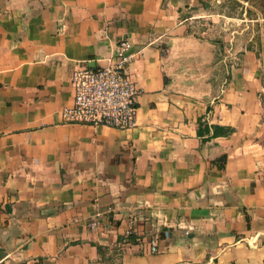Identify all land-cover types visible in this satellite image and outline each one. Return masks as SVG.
<instances>
[{
    "label": "crops",
    "instance_id": "crops-1",
    "mask_svg": "<svg viewBox=\"0 0 264 264\" xmlns=\"http://www.w3.org/2000/svg\"><path fill=\"white\" fill-rule=\"evenodd\" d=\"M204 11L0 0V264H264V62L247 47L233 61L232 31L191 43L194 20L233 21ZM121 40L136 127L64 123L75 67L106 65ZM212 66L208 93L189 91L187 71Z\"/></svg>",
    "mask_w": 264,
    "mask_h": 264
},
{
    "label": "built area",
    "instance_id": "built-area-1",
    "mask_svg": "<svg viewBox=\"0 0 264 264\" xmlns=\"http://www.w3.org/2000/svg\"><path fill=\"white\" fill-rule=\"evenodd\" d=\"M135 55L126 40L118 42L115 54L106 65L95 69L75 67L70 82L73 101L61 110L62 121L71 125L104 126L117 130H131L136 127L139 88L127 73ZM112 212L109 208L106 214ZM96 215L90 226H98ZM130 219L129 224L134 225ZM127 232V237L130 236ZM168 237V232L163 233ZM158 238L151 241V251L155 252Z\"/></svg>",
    "mask_w": 264,
    "mask_h": 264
},
{
    "label": "rangeland",
    "instance_id": "rangeland-1",
    "mask_svg": "<svg viewBox=\"0 0 264 264\" xmlns=\"http://www.w3.org/2000/svg\"><path fill=\"white\" fill-rule=\"evenodd\" d=\"M206 1L208 2V8L203 14H225L232 16L233 21L229 22L222 19V23L220 24V20L218 19V23L214 25V18L194 20L189 25V29L193 37L197 38L191 37L190 42L209 49L210 47H214V44H220V41L224 43L225 34L232 31L233 41L231 47L233 48V61L238 58L241 49L250 46L256 56L264 62V21L261 19V17H264V13H261L259 10L261 4L264 8V0H236L237 2L239 1L238 3H240L241 8L232 5L226 0ZM255 3L257 4L255 5ZM246 10H250V13H246ZM254 13L258 15L257 22L252 19L254 18ZM213 25L217 27H213ZM258 37L260 38V42L257 40ZM222 51L225 52V58L228 59V52L225 47H222ZM220 58V52H218V56L214 58V64L218 63L217 61ZM215 71L214 66L204 69L202 73L192 72V70L187 71L188 76L185 78L188 79L186 83L189 91L198 93L200 97H203L204 94L206 95L212 85L208 84V79L217 75ZM178 80L180 79L178 78Z\"/></svg>",
    "mask_w": 264,
    "mask_h": 264
},
{
    "label": "trees",
    "instance_id": "trees-1",
    "mask_svg": "<svg viewBox=\"0 0 264 264\" xmlns=\"http://www.w3.org/2000/svg\"><path fill=\"white\" fill-rule=\"evenodd\" d=\"M227 2H229V3H231L232 5H234V6H237V7H240L241 8V5H240V3H238L236 0H226ZM200 4H201V6H202V8L204 9V10H207V8H208V2L206 1V0H200ZM257 3H255V5H256ZM259 10H260V12L261 13H264V8L262 7V4H261V6H259ZM263 8V9H262ZM246 13H250V10L248 11V10H246ZM253 20H255L256 22H257V20H258V15L256 14V13H254V18H252ZM261 19L264 21V17H261ZM259 42H260V38L258 37V39H257ZM247 49L248 50H250V51H253L252 50V48L249 46V47H247ZM221 53H220V56H221V59L222 60H224V58H225V52L224 51H222V47H221ZM226 59V58H225ZM225 65L228 67V69H230V67H231V63H230V59H227V61L225 62ZM219 161L222 163L221 165H220V167L221 168H223V164L225 163V161H226V157L225 156H223V157H221L220 159H219ZM131 238V237H130ZM130 238H128V240H130ZM121 240V239H120ZM99 251H100V248H97Z\"/></svg>",
    "mask_w": 264,
    "mask_h": 264
}]
</instances>
